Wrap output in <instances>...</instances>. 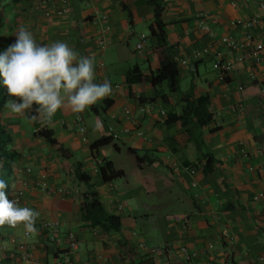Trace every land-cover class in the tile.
Listing matches in <instances>:
<instances>
[{
	"label": "crops",
	"instance_id": "obj_1",
	"mask_svg": "<svg viewBox=\"0 0 264 264\" xmlns=\"http://www.w3.org/2000/svg\"><path fill=\"white\" fill-rule=\"evenodd\" d=\"M162 1L165 37L178 63L180 90L168 93L165 86L157 87L164 95L160 99L148 81L126 83V72L134 65L144 76L159 68L152 50L157 39L149 30L154 7L146 0H0V53L24 26L38 44L62 41L79 55L94 57V82L107 79L112 85L109 96L82 112L85 139L69 110L59 109L48 124L3 107L1 121L12 137L10 147L19 155L9 177L0 163V179L8 183L9 194L23 190L19 205L39 216L36 231L26 238L23 225L0 226V264H25L10 257L17 253L18 241L30 245L36 260L55 264L64 256L67 231L74 232L78 243L67 264H138L150 259V264H264V23L260 19L250 24L264 13L257 1ZM95 12L110 18L105 46L97 38ZM201 19L213 35L198 25ZM233 21L248 22L249 27ZM142 25L149 33L137 30ZM247 32L261 46L259 60L249 54L221 78L215 59L235 61L246 52H230L222 37L240 42ZM141 34L146 39L138 51ZM203 49L207 55L195 58ZM245 87L259 92L244 97ZM190 91L195 97L208 95L210 123L198 127L194 121H166L170 114H181V97ZM146 102L155 109L139 112L138 106ZM159 108L166 111L164 117ZM97 120L101 130L95 128ZM39 128L51 129L70 156L63 157L37 135ZM103 136H112V142L91 150L90 144ZM124 153L128 168L121 160ZM207 156L211 159L205 172ZM102 157L124 174L103 181L98 171ZM193 164L197 167L192 174L186 167ZM76 168L90 176L104 208L120 217L117 230L104 232L82 220L85 185L76 179ZM134 169L150 179L151 192L135 180ZM47 220L60 223L54 236L40 226ZM182 245L196 257L184 259Z\"/></svg>",
	"mask_w": 264,
	"mask_h": 264
},
{
	"label": "clouds",
	"instance_id": "obj_2",
	"mask_svg": "<svg viewBox=\"0 0 264 264\" xmlns=\"http://www.w3.org/2000/svg\"><path fill=\"white\" fill-rule=\"evenodd\" d=\"M15 36V42L0 53V77L8 95L15 98L5 104L12 114L50 124L59 109L82 113L112 93L109 80L94 82V57L81 56L62 41L38 44L24 26ZM95 128L102 129L100 120ZM8 188L0 179V226L23 225L26 232H35L39 213L9 198Z\"/></svg>",
	"mask_w": 264,
	"mask_h": 264
},
{
	"label": "trees",
	"instance_id": "obj_3",
	"mask_svg": "<svg viewBox=\"0 0 264 264\" xmlns=\"http://www.w3.org/2000/svg\"><path fill=\"white\" fill-rule=\"evenodd\" d=\"M146 2L154 7V20L149 25V30L152 35L156 36V43L152 50L157 53L159 59V68L151 71L147 76L142 75L137 65L132 66L126 72V83L131 85L132 83H139L142 81H148L154 88H156V97L163 99L164 95L159 94L157 87L165 86L168 93L178 92L180 90V72L178 63L173 55L172 47L167 43L165 37V24L162 21V12L165 5L162 0H146ZM242 94L244 97L254 95L259 90L255 87L242 88ZM155 98V97H154ZM15 98L10 97L7 93L6 87L2 83V77H0V114L5 104ZM182 101L184 106L181 114H170L166 121H177L181 124H187L191 121L196 122L198 127H203L210 123L212 120L211 114L207 112V105L209 103L208 95H200L195 97L193 92L190 91L187 94L182 95ZM213 131V130H212ZM37 135L45 139L56 151H58L63 157H69L70 152L63 148L56 138L53 131L47 128H39ZM12 137L7 129L4 127L1 121L0 115V163L5 170V174L9 175L11 163L18 157V152L10 147ZM112 136H103L90 144V149L98 151L100 147L108 145L112 142ZM115 147V144H113ZM128 151L134 152L130 147ZM210 156H207V163L204 171H208V163ZM136 162H139V158H136ZM98 171L103 181H111L124 174L123 170L115 169L112 161L102 157L100 163H98ZM75 177L85 185V191L82 197L80 205L81 218L92 228H100L104 232L115 231L120 227V217L113 213L108 212L98 198L97 191L91 182L90 176L81 171L79 168L75 169ZM133 175L136 181L140 182L148 192L153 190V185L150 179L146 176H141L134 169ZM152 259L138 264H150Z\"/></svg>",
	"mask_w": 264,
	"mask_h": 264
},
{
	"label": "built area",
	"instance_id": "obj_4",
	"mask_svg": "<svg viewBox=\"0 0 264 264\" xmlns=\"http://www.w3.org/2000/svg\"><path fill=\"white\" fill-rule=\"evenodd\" d=\"M238 0H232L231 4H235ZM242 1H257L258 4V9L263 11L264 13V0H242ZM262 19V20H260ZM260 20V22L264 23V16L261 17L259 15L254 16L252 20H250V24L256 23ZM94 21L97 26V33H98V41L100 42L101 45L105 46L106 45V38L105 35L110 31L111 29V23H110V18L106 13L103 12H95L94 14ZM232 24H238L241 25L245 28L249 27L248 22H241V21H233ZM198 25L202 28L205 29L207 33L210 35H213V31L208 27L206 24L205 20L201 19L198 23ZM146 37L145 35L141 34L139 36L138 42L136 44V50L141 51L144 46V41ZM222 42L226 45L227 49L230 52H233L237 49H243L245 50V54H242L238 56L235 61L233 60H223L220 57H217L214 61V68L217 69L220 73L221 78H225L233 69L235 68V63L236 62H242L244 60V57L247 55H252L256 61L259 60L260 58V51H261V46L254 44L253 38L251 33L247 32L243 38L242 41L236 42L233 40L231 37L224 36L222 37ZM208 50L203 49L200 51H196L194 53L195 58H202L204 55H207ZM182 64H185V61H181ZM155 109V105L152 102H146V103H141L138 106V110L141 113H151ZM159 114L164 117L166 115V111L162 108L158 109ZM125 114L127 116L131 115V110L126 108L125 109ZM74 125L76 126V130L79 133L80 137L82 139H85V125L83 121V114L82 113H75L74 115ZM245 156V154H244ZM197 165L194 166H187L186 170L190 173H194ZM42 187H46V184L44 182L41 183ZM61 192V190H59ZM23 196V190H17L14 191L12 194H9V198L16 200L18 203L22 200ZM41 228L45 231H47L51 236H54L57 232V230L60 227V223L58 221H43L41 223ZM226 234V233H224ZM29 233L24 232L23 237H28ZM66 250L64 253V256L56 261L55 264H67L69 261V254L71 253L72 250L76 248L77 240L74 232L72 231H67L66 233ZM139 246L142 247V244L139 243ZM180 251L182 255L184 256V259L190 260L192 258L196 257V252L190 251L186 248V246L182 245L180 246ZM10 257L15 258L17 257L21 261H23L25 264H47L44 262H40L35 259L31 249L30 245L25 242V241H18L17 243V253L16 252H11Z\"/></svg>",
	"mask_w": 264,
	"mask_h": 264
},
{
	"label": "rangeland",
	"instance_id": "obj_5",
	"mask_svg": "<svg viewBox=\"0 0 264 264\" xmlns=\"http://www.w3.org/2000/svg\"><path fill=\"white\" fill-rule=\"evenodd\" d=\"M137 30L138 31H141V30H143V31H145V34H147V33H149V30H148V28H147V26H145V25H142V26H139V27H137ZM127 156H126V153H124L122 156H121V160L123 161V165H124V167L125 168H128V166L130 165L129 164V162H128V160H127ZM195 164H193V165H188V166H194ZM190 173V172H189ZM6 177H9V175H6V174H4ZM8 179V178H7ZM6 179V180H7Z\"/></svg>",
	"mask_w": 264,
	"mask_h": 264
}]
</instances>
